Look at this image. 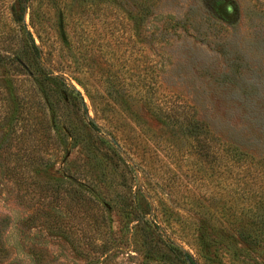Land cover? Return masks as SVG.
<instances>
[{
	"label": "rangeland",
	"instance_id": "obj_1",
	"mask_svg": "<svg viewBox=\"0 0 264 264\" xmlns=\"http://www.w3.org/2000/svg\"><path fill=\"white\" fill-rule=\"evenodd\" d=\"M84 1L83 13L65 23L67 38L60 44L53 37L46 42L43 52L51 65L72 72L71 76L111 103L120 100L122 90H127L129 101L135 102L137 113L152 131L159 125L141 104L145 96L156 99L162 108L172 104L178 106L176 110L187 111L190 118L207 128L221 155L226 148H236L248 156L249 171L258 172L259 190L264 192V0H120L131 16L137 13L135 4L142 6L138 30L134 21L127 20L121 11L109 9L101 0H78L79 4ZM13 2L0 0L3 55L22 47L13 37ZM30 3L36 5L38 0ZM58 3L62 6L63 1ZM49 6L47 25L62 30L60 8L53 9L50 2ZM24 20L29 23L28 13ZM84 55L89 60H83ZM24 77L6 63L0 65V264H97L95 258L99 256L90 245L96 241L90 238L103 244L105 230L112 231L109 243L119 249L114 248L104 264H143V252L130 244V236L120 238L123 222L116 207L108 206L104 211L94 200L82 221L69 220V227L75 230L74 240L80 243L76 250L50 230L40 215L25 222L32 217L33 203L24 205L16 199V189L3 173L4 153L19 146L13 135L22 134V120L27 119L30 87L22 82ZM69 77L63 76L67 86L83 97L86 117L100 129L114 132L95 118L83 89ZM58 113L64 118L62 110ZM13 114H19L20 123L12 128ZM65 121L73 122L69 116ZM121 128L129 139V129ZM114 134L121 146L132 148L133 143L124 142L126 137ZM71 143L64 153L68 160L65 168L81 171L87 180L81 183L98 192L103 202H119L124 190L117 185V176H104L80 145ZM133 158L140 172L135 171L132 187L145 195L151 206L149 219L161 227L166 239L202 264L192 238L200 218H205L213 226L208 229V242L224 264H264V253L247 250L227 238L232 236L227 230L232 216L244 205L236 201L240 192L236 178L248 169L238 171L229 162L219 163V158L218 164L199 158L186 162L167 151L156 156L134 151ZM56 163L55 172L62 167L60 159ZM59 205L63 215H68L65 208H74L63 195Z\"/></svg>",
	"mask_w": 264,
	"mask_h": 264
},
{
	"label": "trees",
	"instance_id": "obj_2",
	"mask_svg": "<svg viewBox=\"0 0 264 264\" xmlns=\"http://www.w3.org/2000/svg\"><path fill=\"white\" fill-rule=\"evenodd\" d=\"M58 1L60 0H38V4L32 5L30 0H14L10 8L12 32L14 39L22 47L19 51L7 55L0 52V65L6 63L18 75L25 76L22 82L30 87L27 119L22 120V134L20 132L19 135H13V139L19 141V146L4 153L6 162L3 167V173L16 189V199L24 202V205L33 203L32 217H28L25 222L30 223L34 215H40L47 221L50 230L69 241L76 250L79 249L80 243L74 240L75 230L69 227V220L82 221L88 215V205L95 200L104 211L108 206L117 208L116 211L123 222L120 238L122 240L126 235L130 236V244L143 252V264H197L191 255L184 253L164 237L161 227L149 219L151 206L145 195L137 187H132L136 180L135 171L140 172L133 158L134 151H140L144 155L149 152L155 156L167 151L173 157L186 162L199 158L207 162L213 159L215 164H218L219 158V163L226 165L229 162L238 171L248 169L247 173L240 177L236 173V183L240 190L239 194L236 193V201L244 205L238 214L232 216L234 219L227 229L234 238L226 236L231 241L242 244L247 250L264 253V192L259 190L258 172L249 171L248 156L236 148H226L221 155L218 144L207 128L190 118L187 111L176 110L178 106L172 104L162 108L159 102H155L156 99L154 101L145 96L146 101L141 104L147 115L159 125L157 131H152L137 113L135 102L132 104L129 101L127 90H122L120 100H114L112 104L96 90L85 87L79 78L71 76L72 72L66 73L51 65L43 52L46 42L49 43L48 39L52 37L59 44L66 39L67 19H73L75 15L83 13L82 7L86 6L85 1L79 4L78 0H61L62 6ZM49 2L53 9L60 8V18L64 22L61 25L62 30L47 25L46 12L50 8ZM101 3L109 9L117 10V13L121 11L127 20L134 21L135 29L138 30L141 26L140 13L143 10L140 4H135L138 10L134 13L135 16H131L130 12L123 10L120 0H101ZM76 5L78 10H75ZM26 13L29 17L28 24L24 20ZM82 59L89 60V57L84 55ZM64 74H68V77L83 89L95 118L107 123L106 125L118 135L126 137L124 142L133 143L130 144L132 148L121 146V140L117 139L114 132L100 129L94 121L86 117L88 109L83 97L67 86ZM126 88L129 92L132 91L129 85ZM154 91L156 92V88ZM59 110L63 111L64 118L59 115ZM18 115L11 116L12 128L17 122L20 123ZM67 116L71 117L72 123L65 121ZM67 124L72 126V129L68 128ZM122 126L128 128L134 137L131 133L129 139L124 136ZM14 131L16 130L13 129ZM70 141L71 146L80 145L86 158L102 169L104 176L108 173L117 176V185L120 184L124 190V196L119 202L112 199L103 202L99 199L98 192L81 183L87 181L81 171L65 168L68 160L64 153L67 152ZM59 159L62 167L55 172L54 166ZM62 195L74 204V208H65L68 215L61 214L59 210ZM78 211H82L81 214H78ZM208 221L200 218L193 234V243L197 247L202 264H224L211 245L212 242H208L211 239L208 229L213 228ZM101 237L105 239L103 244H97L99 240L90 238L96 241L90 245L99 256L95 258L97 264L107 262L112 256V250L118 248L109 243L110 237H113L112 231L105 230ZM85 255L87 256V252Z\"/></svg>",
	"mask_w": 264,
	"mask_h": 264
}]
</instances>
